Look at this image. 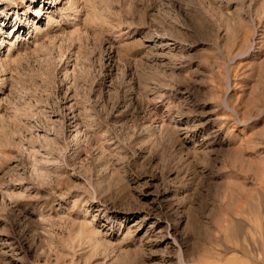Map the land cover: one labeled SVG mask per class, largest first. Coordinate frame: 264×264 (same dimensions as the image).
Segmentation results:
<instances>
[{
  "label": "rangeland",
  "instance_id": "obj_1",
  "mask_svg": "<svg viewBox=\"0 0 264 264\" xmlns=\"http://www.w3.org/2000/svg\"><path fill=\"white\" fill-rule=\"evenodd\" d=\"M0 264H264V0H0Z\"/></svg>",
  "mask_w": 264,
  "mask_h": 264
},
{
  "label": "bare ground",
  "instance_id": "obj_2",
  "mask_svg": "<svg viewBox=\"0 0 264 264\" xmlns=\"http://www.w3.org/2000/svg\"><path fill=\"white\" fill-rule=\"evenodd\" d=\"M72 9H73V8H72ZM37 11H38V10H36V13H37ZM71 11H72V10H71ZM37 14H39V13H37ZM48 16H49V15H48ZM16 26H18V20H16V21L14 22V24H13V26H12V27H13L12 29H14ZM15 33H16V30H13L12 37H13L14 35H16Z\"/></svg>",
  "mask_w": 264,
  "mask_h": 264
}]
</instances>
